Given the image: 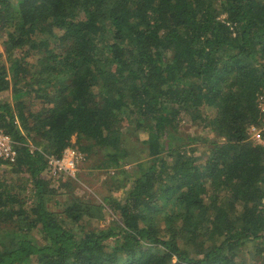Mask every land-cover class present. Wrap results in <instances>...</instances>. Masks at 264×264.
I'll return each instance as SVG.
<instances>
[{
	"label": "trees",
	"instance_id": "16d2710c",
	"mask_svg": "<svg viewBox=\"0 0 264 264\" xmlns=\"http://www.w3.org/2000/svg\"><path fill=\"white\" fill-rule=\"evenodd\" d=\"M0 21V128L18 150L0 160V264H264V147L249 134L264 0H1ZM70 146L101 170L137 163L124 197H105L107 226H92L104 204L47 207L46 155Z\"/></svg>",
	"mask_w": 264,
	"mask_h": 264
},
{
	"label": "rangeland",
	"instance_id": "374dc122",
	"mask_svg": "<svg viewBox=\"0 0 264 264\" xmlns=\"http://www.w3.org/2000/svg\"><path fill=\"white\" fill-rule=\"evenodd\" d=\"M24 55L25 51L21 52V49L17 50L15 53L16 57H22ZM30 61L32 60L30 59ZM9 97L11 98V91H5L0 93V99H6ZM193 130H195V127L190 130V128L188 129V127L184 126L182 127L181 132L179 134L182 136H186L187 132L189 134V131L192 132ZM191 134L194 135V133ZM135 138H138L137 135ZM137 142H139V140ZM31 144L33 145L32 141ZM195 145L199 148V152L204 150L203 143H196ZM130 147L133 153V158H142V156H144L145 153L143 152L141 144H136V142H132ZM149 159L154 160L151 158ZM95 165L96 161L94 158L86 159L85 157V160L83 161V163L80 164L79 170L76 173L75 177L68 176L62 178L61 180L55 177H51L45 172L44 179L49 181V187L51 189H55L54 194L47 195V207L50 210L60 212L63 210V202H68L69 198L77 197L83 199V201L85 202L92 203L93 205H96V203L105 205L104 216L99 220H94L92 226H98L102 228L104 226L109 225L111 221H113V219H116L117 215L113 211V207L105 204V197L113 196L118 199L124 197L126 191L131 186L132 180L134 178V172L137 168V163H127L125 165L120 166L118 169L110 170H101L96 168ZM7 176L13 177L10 178V182L14 180L16 182H19L18 176L12 172L9 171ZM23 182L24 184L26 183L25 180H23ZM25 193L28 196V207H33L35 209L38 208V200L36 198L33 186L27 184V190L25 191ZM244 254L246 257H250V244H247V247L244 250ZM175 260L176 259L174 258L173 261H169L167 262V264H172L175 262Z\"/></svg>",
	"mask_w": 264,
	"mask_h": 264
},
{
	"label": "built area",
	"instance_id": "2783aa9c",
	"mask_svg": "<svg viewBox=\"0 0 264 264\" xmlns=\"http://www.w3.org/2000/svg\"><path fill=\"white\" fill-rule=\"evenodd\" d=\"M1 2V0H0ZM2 23L0 21V31ZM257 106L260 112V122L253 124L249 128L250 139L255 143L264 147V89H262L257 98ZM17 142L11 134L7 133L3 128H0V160L10 164L16 163L18 159ZM31 146V151L36 150L34 145ZM46 173L51 177H68L76 176L80 164L85 160V155L76 147H67L60 157L46 155Z\"/></svg>",
	"mask_w": 264,
	"mask_h": 264
}]
</instances>
